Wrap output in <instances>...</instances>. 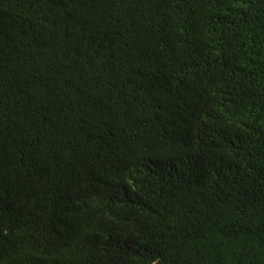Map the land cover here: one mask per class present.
Here are the masks:
<instances>
[{
	"label": "trees",
	"instance_id": "obj_1",
	"mask_svg": "<svg viewBox=\"0 0 264 264\" xmlns=\"http://www.w3.org/2000/svg\"><path fill=\"white\" fill-rule=\"evenodd\" d=\"M0 264H264V0H0Z\"/></svg>",
	"mask_w": 264,
	"mask_h": 264
}]
</instances>
